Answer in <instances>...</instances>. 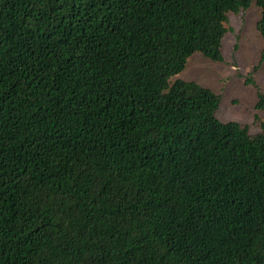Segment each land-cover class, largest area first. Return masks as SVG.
<instances>
[{
  "label": "trees",
  "instance_id": "obj_1",
  "mask_svg": "<svg viewBox=\"0 0 264 264\" xmlns=\"http://www.w3.org/2000/svg\"><path fill=\"white\" fill-rule=\"evenodd\" d=\"M252 1L0 0V264H264V125L176 78Z\"/></svg>",
  "mask_w": 264,
  "mask_h": 264
},
{
  "label": "rangeland",
  "instance_id": "obj_2",
  "mask_svg": "<svg viewBox=\"0 0 264 264\" xmlns=\"http://www.w3.org/2000/svg\"><path fill=\"white\" fill-rule=\"evenodd\" d=\"M260 12L253 0L248 10L229 13L223 60L212 61L196 53L176 77L194 81L218 94V119L237 122L251 134L261 132L264 125V110L256 108L258 93H264V38L257 29Z\"/></svg>",
  "mask_w": 264,
  "mask_h": 264
}]
</instances>
